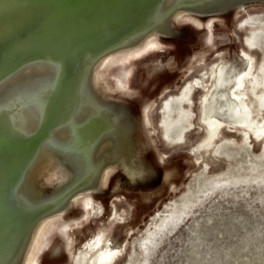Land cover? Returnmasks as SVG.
I'll list each match as a JSON object with an SVG mask.
<instances>
[{
  "label": "rangeland",
  "instance_id": "374dc122",
  "mask_svg": "<svg viewBox=\"0 0 264 264\" xmlns=\"http://www.w3.org/2000/svg\"><path fill=\"white\" fill-rule=\"evenodd\" d=\"M164 1L0 0V83L33 66L0 94V189L6 169L33 149L39 133L45 131L54 154L19 199L33 214L24 245L46 219L38 264H95L109 242L121 247L110 264H264V0ZM185 15L213 18L212 42L206 27ZM154 27L160 48L110 60L99 67L97 81L77 83L82 68L136 49ZM37 29L36 44L18 51L21 38ZM88 44L92 56L83 60L73 49ZM243 57L250 71L236 93L252 109L254 136L247 127L227 125L212 136L201 116L204 100L222 66L227 83L214 90L213 115L230 121L229 80L243 75ZM38 64L57 74L40 75ZM129 64L122 86L115 76ZM34 95L40 125L33 132L14 112ZM60 126L67 129L63 138L54 132ZM103 131L109 145L94 157ZM90 159L89 184L73 187ZM86 194L96 200L90 217L64 230L82 216L79 197Z\"/></svg>",
  "mask_w": 264,
  "mask_h": 264
},
{
  "label": "bare ground",
  "instance_id": "6f19581e",
  "mask_svg": "<svg viewBox=\"0 0 264 264\" xmlns=\"http://www.w3.org/2000/svg\"><path fill=\"white\" fill-rule=\"evenodd\" d=\"M166 1L168 3L170 0H166ZM166 1H164V3ZM214 4H215V7H216V5H218L216 3H214ZM184 7H186V6H184ZM205 7H208V6H205ZM245 8H247V7H242L240 12L242 10H244ZM183 19L191 21L198 26L204 25L206 27V30H207V41L212 42V39H213V33H212L213 18H210L207 21L205 20V22H202L201 20H198L195 17H192L190 15H185V16H183ZM156 29L157 28L154 27L151 30L148 39L142 45L137 47L136 49H134L128 53L121 54V56H116L113 58L111 57V58H108V59L100 61V62H94L93 64H90V65L88 64L89 66L81 69V71L75 77V80L77 81V83L90 85L93 81H97L98 77H100L99 72H98L99 67L107 64L110 60H112V61L118 60V61H122V62L129 61L132 58H137L143 54L149 53L152 50H156V49L160 48L163 45V43L160 42L155 37ZM189 32H190V30H189ZM193 34H195V33H193ZM36 37H37L36 32H30L27 35H25L23 38H21L20 43L17 47V50L18 51H25V50L32 48L37 42ZM186 37H188V36H186ZM89 45L90 44L86 45L83 51H80L76 47H74L73 50L76 53V55L80 52L84 53L83 60H85V59L88 60L92 56V53L89 49L91 47ZM77 49L79 50V52ZM199 57H204V56L201 55ZM199 57H195V59L197 60ZM108 64H110V63H108ZM106 66H108V65H106ZM114 66H116V65H114ZM32 68H33L32 65H28V66L24 67L23 69L17 71L16 73L12 74L11 76H9L5 81L1 82L0 83V94L6 90L8 85H14V84L16 85L18 80H22L23 78H25L28 70H30ZM35 68H37L40 75H43V73H44L46 75H50V77H54L57 74V71L55 68L48 67L44 64H38V66ZM106 72H108V71H106ZM130 72H131V65L130 64L128 66L127 65L123 66L121 68V71L119 73H117V75L115 76L117 83H119L122 86H126V84L128 83V77H129ZM29 78H31V77H29ZM46 80H48V79H46ZM103 86H105V85H103ZM87 91H86V93H87ZM108 92H111V90L109 89ZM113 94H114V92H113ZM37 101H38L37 96L34 95L30 98V104L25 106V108L23 110H21V111L16 110L14 112V116H15V119L17 120V123L24 130L33 131V132L37 131V130L39 131V129H38V127L40 125L39 115L33 109V106H32V105H35V103ZM212 104H213V102H212ZM149 105H150V102L144 107V110H143L144 121L146 124L149 123L148 117H147V111H148ZM84 113H87V111H82L80 113V115H79L80 119L83 117ZM88 113H90V111ZM112 116H114V115L112 114ZM201 116L203 118V111H202ZM113 121H115V120L113 119ZM203 123H205V122L203 121ZM219 123H222V125H227V126H231V127H245L243 124L236 123L234 121V119H232V118L230 119V121H225V120L220 119ZM92 124L93 125H91V128L94 130L95 129L97 130V126L94 123H92ZM113 124H116V123L113 122ZM205 124L207 125V123H205ZM117 125H119V124L117 123ZM54 132H56V134L60 138H63L67 135V129L64 126H60V127L55 128ZM103 132H104V134H103V136L100 137L99 143L97 144L95 151L93 153L94 157H97L98 153L101 151L103 146L109 145V139L107 137V134L105 131H103ZM45 136H46L45 131L36 135L35 136V145H34L33 149L25 157L18 158L16 160L12 161L9 168L6 169V171H5V176H4L5 178H4V182H3L4 187H2L0 189V264H13V262H15L17 259H18L19 263L21 261L22 264H38L39 254L41 253L43 248L46 246V243H45L46 241L44 240V237H42L44 234L42 231H43L44 226L46 224L45 217L42 218V220H40V223H38L35 226L34 232H33L34 235L31 238L30 243H28L27 245L26 244L24 245L25 239H23V237H24V235H25V233H26V231H27L32 219H33V214L29 211H23L22 208L24 209V207L21 203H19V199L22 196H25V194L28 191H30L29 187L32 184V182L34 181V178L36 177V175H38V173L44 169V167L48 164V162H50L54 159V156H53L54 154L53 155L50 154V149L47 145ZM66 142H68V141H66ZM59 158H60V156H59ZM159 158L161 159V157H159ZM62 159H64V158H62ZM105 160H107V159H105ZM108 163H110V162H108ZM72 164H73V162H72ZM82 167H83V169L81 171V177L76 181V183L74 184L73 187L80 188L81 186L84 185L83 183L89 184L88 181L91 177L90 175H92L93 168L95 167L93 159L86 161ZM57 173H59V172H57ZM71 176H72V174H71ZM125 190H127V189H125ZM77 195H79V193ZM31 196L33 197V195H31ZM76 198H78V196ZM79 198H81V203H82V207H83V214L81 217L79 216L80 217L79 219H77V217H76L77 220H75V218H74V221L73 220H72V222L69 221L70 223H67V224L64 223V225H62L64 230H66L68 227H71L74 225H79L80 223L86 221L91 215V208H92L91 204L96 202V200L90 194L83 195ZM32 201H34V199ZM57 226H58V224L55 227H57ZM48 231L51 232L50 229H48ZM44 236H45V234H44ZM45 239H46V237H45ZM70 244H71V237L67 234L68 248H70ZM111 248H113V246L109 245L107 250L105 251L106 254H107L108 250ZM115 248L119 249L118 246H115ZM61 251H63V250L61 249ZM58 258H60V257H58Z\"/></svg>",
  "mask_w": 264,
  "mask_h": 264
},
{
  "label": "flooded vegetation",
  "instance_id": "af4514ba",
  "mask_svg": "<svg viewBox=\"0 0 264 264\" xmlns=\"http://www.w3.org/2000/svg\"><path fill=\"white\" fill-rule=\"evenodd\" d=\"M244 60L243 63L244 67L240 70L242 71V76H240V79L237 80L238 74L236 73L235 76L233 78H231L229 81H231V85L228 88V96H230L233 99V103L231 105L228 106V109L231 113V118L234 119V121L236 123L239 124H243L245 127L248 128V130L251 131V129H249L250 124L252 123V109L245 104L241 99H240V95L238 93H236L237 90L243 88L244 85V77L246 75H248L249 71H250V65H251V61L248 58L243 57ZM239 71V73H240ZM217 75H216V81H215V85L213 90L210 92V94L207 96V98H205L204 103H203V107H202V111H203V121L205 123H207V125L209 126L211 135L213 136L215 134V129L218 126H221L222 123H219L220 119L217 118L216 116H214L213 114H215V104L217 103L216 100V93H214V90L217 87H223L226 83L227 80L225 78V72L223 67H219V69L217 70ZM224 97V94H222ZM211 98V100H209ZM213 102V104H212ZM262 103H264V98L262 100ZM236 104H238V106L236 107ZM236 107V108H235ZM231 127V126H230ZM244 128V127H242ZM252 132V131H251ZM253 134V132H252ZM254 136V134H253ZM99 239H96L97 244H99ZM110 245V242L107 243L105 245V248L103 251H101L100 253H98L96 255V257L93 259L95 264H110L115 256L117 255V253L120 251V246H118L119 249L113 247L111 249L108 250L107 253H109L111 250H114L113 253L107 257L106 254V250L108 248V246Z\"/></svg>",
  "mask_w": 264,
  "mask_h": 264
},
{
  "label": "water",
  "instance_id": "95a60500",
  "mask_svg": "<svg viewBox=\"0 0 264 264\" xmlns=\"http://www.w3.org/2000/svg\"><path fill=\"white\" fill-rule=\"evenodd\" d=\"M39 31H40V30L37 29V30H33V31H31V32H36V36H37V38H38V34H37V33H38ZM29 33H30V32H29ZM27 34H28V33H27ZM27 34H26V35H27ZM23 37H24V36H23ZM23 37H22V38H23ZM21 53H24V52H21Z\"/></svg>",
  "mask_w": 264,
  "mask_h": 264
},
{
  "label": "crops",
  "instance_id": "0c3cea01",
  "mask_svg": "<svg viewBox=\"0 0 264 264\" xmlns=\"http://www.w3.org/2000/svg\"><path fill=\"white\" fill-rule=\"evenodd\" d=\"M149 199H150V200H149ZM149 199H148V201H150V202H151V201H152V198H149ZM150 202H149V203H150Z\"/></svg>",
  "mask_w": 264,
  "mask_h": 264
}]
</instances>
